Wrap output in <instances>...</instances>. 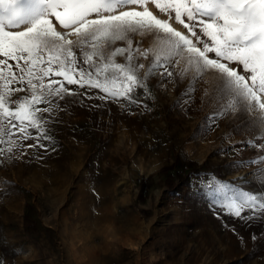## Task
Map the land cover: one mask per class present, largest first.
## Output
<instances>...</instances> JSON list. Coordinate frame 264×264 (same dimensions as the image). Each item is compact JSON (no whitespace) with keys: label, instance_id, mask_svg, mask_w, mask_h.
I'll list each match as a JSON object with an SVG mask.
<instances>
[{"label":"rangeland","instance_id":"rangeland-1","mask_svg":"<svg viewBox=\"0 0 264 264\" xmlns=\"http://www.w3.org/2000/svg\"><path fill=\"white\" fill-rule=\"evenodd\" d=\"M157 80L141 105L100 100L98 89L91 100L66 97L77 102L60 113L49 150L28 149L0 167L2 264H264V218L214 212L205 191L213 177L264 181L249 174L262 164L234 166L264 155L242 143L256 135L257 116L221 118L200 134L213 111L200 98L212 74L183 105L187 80Z\"/></svg>","mask_w":264,"mask_h":264},{"label":"snow or ice","instance_id":"snow-or-ice-1","mask_svg":"<svg viewBox=\"0 0 264 264\" xmlns=\"http://www.w3.org/2000/svg\"><path fill=\"white\" fill-rule=\"evenodd\" d=\"M208 73L213 88L200 98L213 111L199 133L221 118L256 115V135L242 143L264 152V0H0V167L28 149L49 150L60 113L77 102L66 97L91 100L98 89L100 100L141 105L158 77L157 86L188 81L176 101L183 105ZM257 164L264 155L234 166ZM249 174L264 176V168ZM246 179L213 177L210 210L264 218V181L245 187Z\"/></svg>","mask_w":264,"mask_h":264},{"label":"trees","instance_id":"trees-1","mask_svg":"<svg viewBox=\"0 0 264 264\" xmlns=\"http://www.w3.org/2000/svg\"><path fill=\"white\" fill-rule=\"evenodd\" d=\"M172 166V165H171ZM171 166L170 167H167L166 169H164L166 172L168 171V169L169 168H171ZM200 169V167H197L195 170H199ZM167 184L169 185V187H171V189H173V187H174V184H173V181H171V180H169L168 182H167ZM141 185L143 186L144 185V180L142 181L141 180ZM28 206V205H27Z\"/></svg>","mask_w":264,"mask_h":264}]
</instances>
